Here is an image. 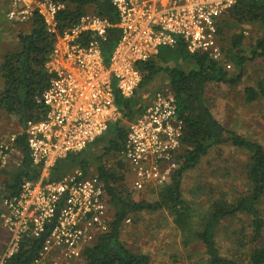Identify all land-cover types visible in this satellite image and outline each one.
<instances>
[{
  "label": "built area",
  "instance_id": "obj_1",
  "mask_svg": "<svg viewBox=\"0 0 264 264\" xmlns=\"http://www.w3.org/2000/svg\"><path fill=\"white\" fill-rule=\"evenodd\" d=\"M4 1L9 22L30 24L37 15L54 43L45 64L49 84L37 98L45 114L41 120L27 122L24 130L30 159L41 173L37 181L24 182L17 195L1 200L0 222L8 237L0 264H7L23 240L42 238V249L32 264H74L108 232L109 196L96 173L80 168L50 180L56 163L83 152L123 120L114 91L124 99L135 97L142 80L140 66L153 60L161 48H173L180 40L189 54L206 55L231 70L218 27L237 0H111L120 37L108 66L99 47L110 27L105 18L88 13L59 33L57 15L64 4ZM176 111L172 92L158 91L142 114L127 124L118 155L134 190L165 185L179 168L184 123ZM15 137L0 144L2 169L14 151Z\"/></svg>",
  "mask_w": 264,
  "mask_h": 264
},
{
  "label": "trees",
  "instance_id": "obj_2",
  "mask_svg": "<svg viewBox=\"0 0 264 264\" xmlns=\"http://www.w3.org/2000/svg\"><path fill=\"white\" fill-rule=\"evenodd\" d=\"M52 1L64 4V10L57 15L59 33L74 27L81 17L88 14L90 8H93L91 13L109 22L110 27L105 39L99 40L104 64L108 66L111 53L120 37L117 27L118 15L111 0ZM227 16L238 26L258 24L264 31V0L257 2L237 0L227 12ZM218 33L221 43L220 25ZM17 40L19 49L6 54L0 65V76L3 81L0 91V110L14 117L22 130L14 139V148L19 151L20 158L10 169L9 167L2 169L0 162V175L7 178L0 185L1 199L17 195L24 182L37 181L41 173V167L34 166L30 159L24 130L27 122L41 120L45 114V109L37 103V98L49 84L45 64L54 38L47 33L42 19L34 15L28 33L18 34ZM243 41L244 36L240 33L231 38L230 48L222 47L226 61L234 69L241 70L246 62L256 58L264 59V34L252 46L249 57L242 55ZM180 63L187 64L190 67L189 71L181 68ZM140 72L142 80L135 97L124 99L114 91L115 106L122 113L123 120L108 128L110 130L112 127L114 133L112 132L111 137L106 141L107 146L103 153L121 151L127 134V128L125 129L122 124L132 122L147 107V103L141 102L138 92L146 91L157 76L164 75L176 100L177 117L184 123V137L181 153L178 156L179 168L171 180L160 189L156 201L137 202L132 199L123 174L118 170L110 171L103 165L97 167L95 173L104 184L113 214L108 232L83 251V261L85 264H150L147 255L134 254L124 245L120 237L121 228L125 220L132 215L165 210L173 215V223L185 240H194L202 245L209 264H234L220 255L216 242L217 230L224 220L244 215L250 218L252 240L257 241L262 237L264 223L258 205L264 196V148L225 129L207 107L204 92L206 85L210 83L234 85L239 81L241 74L230 78L224 67L210 60L206 55L189 54L180 40L173 48H161L153 60L140 66ZM262 80L258 83L257 89L245 90L247 102L251 103L259 97L264 99ZM103 136L91 145L100 143ZM226 143L250 155L246 172L250 192L233 202H227L222 198L212 201L200 229L193 231L189 225L192 208L181 194L182 177L185 172L194 169L212 148ZM85 151L58 161L49 179L57 180L75 168L88 173L87 160L82 158ZM43 241V238L23 240L19 251L7 261V264H32L42 249ZM249 264H264V245L253 250Z\"/></svg>",
  "mask_w": 264,
  "mask_h": 264
},
{
  "label": "rangeland",
  "instance_id": "obj_3",
  "mask_svg": "<svg viewBox=\"0 0 264 264\" xmlns=\"http://www.w3.org/2000/svg\"><path fill=\"white\" fill-rule=\"evenodd\" d=\"M4 9L0 6V41L7 38L8 42L11 41L9 46H14V43L18 44L16 40L18 34L28 33L29 24L16 25L9 22ZM92 9L90 8L88 13H91ZM219 25L222 28L221 44L225 49L230 48L233 36L243 34L241 50L245 57L250 56L252 46L264 34L258 24L238 26L228 18L227 14L222 17ZM4 55L5 53H0V65ZM180 66L185 71L190 69L187 64L180 63ZM238 74H241L240 79L234 85L207 84L204 92L206 105L213 117L225 129L256 142L264 148V99L259 97L249 103L245 96L247 88L257 89L258 83L264 78V59L256 58L246 62L241 70L232 67L228 71L230 78ZM2 82L0 76V91ZM262 86L264 88V79ZM163 90H170L168 79L164 75H159L146 91L141 90L138 93L141 102L145 104L152 100L156 92ZM122 125L125 129L127 128V124ZM21 131L14 117L0 110V144H7L12 136L20 134ZM112 132L114 133L111 127L100 143L91 145L84 152L82 158L87 160L88 172L95 173L100 165L110 171L118 170L125 176V184L133 200L156 201L160 189L166 184L148 186L142 191L134 190L131 186V178L126 172V165L120 160L119 153L112 151L103 153L107 146L106 141L111 137ZM19 158V151L14 148L3 169L8 167L10 169L18 163ZM249 159L250 155L247 152L226 143L212 148L194 169L184 173L181 194L192 208L189 225L193 231L200 229L212 201L222 198L227 202H233L249 194L250 187L246 177ZM71 171L72 169L67 173ZM6 179V176L0 175V185ZM1 200L0 197V213H2ZM258 210L264 223V196L259 202ZM7 237L0 222V253L6 246ZM120 237L124 245L134 254L147 255L150 258V264H209L202 245L194 240H185L181 231L173 223V215L165 210L154 213L140 212L130 216L122 225ZM216 242L223 258L234 264H249V257L253 250L264 245V226L262 237L253 241L250 218L238 215L221 223L217 230ZM74 264L85 263L83 258H80Z\"/></svg>",
  "mask_w": 264,
  "mask_h": 264
},
{
  "label": "crops",
  "instance_id": "obj_4",
  "mask_svg": "<svg viewBox=\"0 0 264 264\" xmlns=\"http://www.w3.org/2000/svg\"><path fill=\"white\" fill-rule=\"evenodd\" d=\"M0 6L4 9V7H5V13L7 14V12H8V5H7V3L4 1V0H0ZM17 40V39H16ZM16 40H14V42L16 41ZM3 41V42H2ZM2 43V44H1ZM11 43V41L10 42H8V40H7V38H5V40H1L0 41V53H5V55L6 54H8V53H12V51L13 52H15V51H17L18 49H19V44H17V42H16V45H15V43H14V46H9V44ZM4 55V56H5ZM3 56V57H4Z\"/></svg>",
  "mask_w": 264,
  "mask_h": 264
}]
</instances>
